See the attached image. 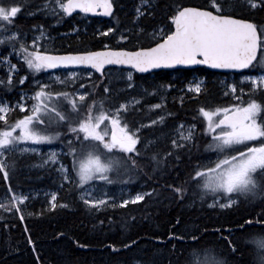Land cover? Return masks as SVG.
<instances>
[{
	"label": "snow or ice",
	"instance_id": "obj_1",
	"mask_svg": "<svg viewBox=\"0 0 264 264\" xmlns=\"http://www.w3.org/2000/svg\"><path fill=\"white\" fill-rule=\"evenodd\" d=\"M26 7L28 16H51L59 23L76 12L86 14L99 10L102 15L111 16L114 2L33 0L29 3V0H20L5 5L0 0V66L5 70V76L0 77V92H11L17 84L24 85L29 76L33 85L31 95L21 91L15 102L0 97V179L6 184L4 199L7 201L0 203V209L19 213V218L24 219L21 206L29 196L15 192L10 185V175L18 163L17 153L40 156L39 163L33 167L54 168L59 174L60 187L72 185L79 193L80 201L89 209L98 211L101 207L138 204L151 197L156 189L139 191L127 198H123L122 193L117 204L116 197L107 193L94 196V182L110 185L115 183L113 176H130L143 172L146 167L158 171L171 158L178 160L185 152L191 158L192 148L197 147L201 138L206 141L204 151L211 155L197 157L196 164L184 179L177 178V181L166 184L174 198L184 200L191 189L202 202H208L210 196V208L228 209L242 200L264 202V99L256 98L264 97V21L257 22L244 16L245 12L264 10V0H201L199 4L170 0L163 20L152 24L150 31L140 24V20H156L154 0H138L132 27H109L98 33L102 36L113 34L118 45L135 41L130 48L104 44L98 50L63 53L49 46L51 37L43 24H33L25 30L16 23ZM12 57L17 58V63L12 62ZM106 66H125L136 73L177 69L178 66H205L225 70L235 78L231 82H220V94L230 102L198 106L190 123L180 120L178 114L171 111L155 112L147 124L136 120L135 115L144 107L141 99L133 96L113 102L109 96L113 91L110 84L102 86L103 95L100 96L88 90L69 92L53 87L68 88L75 84L80 73L72 68H80L91 78L93 72L90 70L103 77ZM21 68H26V75H17ZM57 70L67 71L62 78L55 74ZM124 70L122 67L121 79ZM37 74H47V81L38 79ZM125 86L126 89L136 87L132 71L127 72ZM90 87L95 89L98 85L93 83ZM171 87V84L160 85L152 92L144 89V94L155 95L160 88L167 90ZM79 88L84 89L85 85L81 83ZM185 89L187 93L195 94L189 99H198L205 91L204 82L194 79L185 85ZM179 102L183 105V95ZM147 107L153 112L163 109L165 104L154 103ZM17 111L19 114L12 118V113ZM198 117L201 118L199 133L195 122ZM169 118L175 119L176 123L167 133L161 129L168 147L156 151L159 137H143L142 131L146 127L166 126ZM62 128L67 129L70 138H65L60 131ZM54 141L63 145L60 152L53 149L41 154L36 147L21 146L28 143L50 145ZM67 158H71L70 166L64 162ZM201 160L205 162L201 163ZM46 195L50 197L47 201L50 209L55 210L58 193L53 191ZM59 207L68 205L60 204ZM257 225L264 228V208L254 217L244 219L237 230L244 232ZM214 231L220 233L218 239L227 245L233 259L239 257L242 264H264V234L241 238L251 256L250 260H244L240 246L231 239L233 229L217 228ZM169 236L174 240L192 242L187 252H182L186 256L184 264H229L226 256H218L215 247L202 244V238L195 233L187 236L169 233ZM28 242L32 243L30 238ZM133 244L135 241H130L122 247L127 249ZM110 247L113 251L119 250L114 245ZM202 253L204 259L200 260Z\"/></svg>",
	"mask_w": 264,
	"mask_h": 264
},
{
	"label": "trees",
	"instance_id": "obj_2",
	"mask_svg": "<svg viewBox=\"0 0 264 264\" xmlns=\"http://www.w3.org/2000/svg\"><path fill=\"white\" fill-rule=\"evenodd\" d=\"M18 0H3L5 5ZM30 1L29 3H32ZM114 2L112 15L121 12L118 10L117 0ZM185 4H199L201 0H183ZM170 0H154L156 20L142 18L140 24L148 30L151 25L162 21L166 5ZM123 11H130V1L124 2ZM18 15L16 23L27 29L33 24H43L46 31L53 34L54 47L59 52L92 50L102 48L106 43H113V34L102 36L96 29L89 25L94 23L98 17H89L90 21L86 25L77 19L76 14L64 17L61 25L51 26L54 19L43 17L40 14L28 16L26 11ZM125 16V19L122 18ZM245 18L257 22L264 21V10L257 9L244 13ZM75 20V21H74ZM132 20V19H131ZM130 18L126 13L119 17V23H110L103 26L125 28L132 27ZM73 22L81 23L79 29L74 31ZM85 25V27H83ZM135 41L124 42L123 47H131ZM147 44V41H145ZM112 68V67H111ZM176 72L178 77L173 78L171 73ZM193 74H198L204 78V93L199 98L189 99L195 96L194 93H184V103L180 104L176 100L177 96L168 99L167 110L178 114L180 120L192 122V117L196 115L198 106L205 107L226 104L227 98L220 94L221 85L219 77L221 73L208 69L205 66H197L192 69L159 70L153 73H134L136 79L148 82V78L162 83H177L178 86L184 84ZM32 77L29 76L26 86ZM105 76L100 77L99 73H94V79L90 84H97L98 87L92 89L87 85L89 91L96 96L103 95L102 86ZM15 92V89L13 91ZM11 92H0V95L10 96ZM113 102H118L122 97H114L109 94ZM258 100L264 97L257 96ZM247 99V97H245ZM90 102V101H88ZM12 113V118L18 115ZM130 118H132L130 114ZM136 120H145L143 113L134 117ZM175 120V119H174ZM200 130L201 118L195 121ZM60 131L67 135V129ZM199 133V132H198ZM56 141L54 144H58ZM203 138L198 140L197 147H193L191 158L187 152L181 154L180 159L175 157L169 160L166 166H161V170L154 171L151 167H146L143 172L130 176H119L120 180L134 188L139 184L140 189H156L151 197H146L138 204L129 203L126 207H101L98 211L91 210L79 199V193L73 190L72 185L65 184L60 187L59 174L52 167H33L39 162L35 154H17L18 163L16 170L10 175V185L17 193L29 196V199L21 206L24 219L19 218L20 214L0 209V264H184L186 259L182 252L186 253L192 242L188 239L184 241L171 239L169 233L185 235L195 233L202 238V244L209 248L215 247L218 256L223 255L229 259V264H242L240 258H232L227 245L218 238L220 233L215 232L217 228L233 229L231 239L237 243L244 253V260H250V249L243 245L242 237H252L264 234V228L253 226L246 228L244 232L238 231V224L249 216H255L264 208V202L241 201L228 209L208 207V202H202L190 189L184 200L174 198L172 192L166 184L177 181V178L184 179L190 169L196 164L197 157H208L209 153L204 151L205 144ZM168 145L155 147L154 150L166 149ZM150 154V153H149ZM204 160H201L203 163ZM69 166L71 158L65 161ZM147 173V174H146ZM149 176L152 178L149 179ZM6 190L5 182L0 179V203H7L4 199ZM57 192L58 207L51 210L48 205L50 198L46 194ZM12 193H8L11 195ZM60 204H67L68 207H59ZM32 213V215H29ZM177 220L179 223L177 224ZM101 221L103 223H101ZM27 229V231H25ZM227 235V232L223 233ZM32 243L29 244L28 240ZM135 241L130 248H123V244ZM110 245H114L118 251H113ZM175 246V247H174ZM200 260L204 259V254H200Z\"/></svg>",
	"mask_w": 264,
	"mask_h": 264
},
{
	"label": "rangeland",
	"instance_id": "obj_3",
	"mask_svg": "<svg viewBox=\"0 0 264 264\" xmlns=\"http://www.w3.org/2000/svg\"><path fill=\"white\" fill-rule=\"evenodd\" d=\"M20 1V0H18ZM32 0H29V2ZM119 5H117L118 10L121 9V12L117 15H111V16H107L104 18H98L94 21V23H91L89 26L93 29H96L97 31H101L104 32L106 31L105 29H103V26L106 24H110V23H114L116 22V24H118L119 22V17H122L124 15V13H126V17L130 18V20L132 19V17L134 16V7L136 5V3L138 2V0H129L130 4V11L129 13H127V11H123V7H125L124 2H126L127 0H117ZM27 14V11L26 13ZM43 16V15H41ZM43 17H47V18H52L54 19V22L51 23V26H55V25H61L63 22L62 20H60L59 23H57L56 19L51 17V16H43ZM77 19L80 20V22H83V24H87L89 23L90 19L88 16L83 15V14H76ZM125 19V16L122 18ZM75 21V20H74ZM81 23H77V22H73V26L74 29L77 30L79 29V25ZM85 25H83V27H85ZM123 29V28H122ZM26 30V29H25ZM151 30V29H150ZM149 30V31H150ZM48 34H50L47 31ZM51 40H50V44L49 46L53 43V34H50ZM114 37V36H113ZM109 46H116L117 44V40L114 37V42L113 43H106ZM12 62L13 63H17V58L12 57ZM72 71H76L78 73H80V75H78L77 79H76V83L70 85L68 88H61L60 85H53L54 88H60L61 90H65V91H69L72 92L74 89L75 90H79V91H85L88 90L87 85H89L91 83V81L94 79V73L91 76V78H89L86 74H84L82 72V70L80 68L78 69H71ZM67 70H59L56 71L55 74L56 75H61V77L63 78V76L66 74ZM91 71V70H90ZM128 71H132L131 69H125L124 73H123V79H121V68L119 67H112V68H107L104 76L106 78L104 84H110L113 88V91L109 94H112L114 97H122L120 100L126 99V98H131L133 96L137 97L138 99H141V103L144 106L143 110L140 113H143V116L146 117L145 120H142L145 124L148 123V118L152 117L154 118V113L158 112L161 114H164L166 112H168L169 110H167V101L168 99H170L172 101V98H174V95L177 96L176 100L179 101V98L181 95L184 96L183 91H186L185 89V85L189 82L192 81L194 79H200L203 80L204 82V78L198 74H193L190 79L184 84V86H178L177 83L171 84L172 87L165 90L163 88H160L159 91L155 94V95H145L144 94V89H148L149 92H152V90L154 88H159L160 85H169L170 83H162L160 81L157 80H153L151 78H148V82H142L138 79L135 78L134 76V72L133 73V78H134V83L136 85V87L134 89H126L125 86V80H126V76H127V72ZM27 74L26 68H21V70L17 73L18 76H24ZM5 76V70L2 66H0V77H4ZM171 76L173 78L178 77V74L176 72L171 73ZM37 78L38 79H42L44 81H47L48 76L47 74H44L43 76L37 74ZM235 77L233 76L232 73H228V74H223L220 75L219 77V84L221 81L224 80H228L229 82H231ZM27 81V80H26ZM25 81V84H26ZM83 83L85 85L84 89H80L79 85ZM16 85L15 92H11L10 96H2L0 95V97H4L6 99H8L11 102H15L16 99H18V95L21 91H25L28 92L29 95H31L30 89L33 87L31 81L29 82V85ZM103 84V85H104ZM91 85V84H90ZM221 85V84H220ZM222 88V85H221ZM13 91V90H12ZM89 91V90H88ZM169 92H171V96L172 98H169ZM187 92V91H186ZM117 93H119V95H117ZM162 97L164 98L162 100ZM119 100V101H120ZM118 101V102H119ZM163 102L165 104V107L163 109H158V110H154L153 112H149L148 110V105L149 104H154V103H161ZM229 99L227 98L226 104L229 103ZM28 103L30 104L31 101H28ZM173 112V111H171ZM174 113V112H173ZM138 120V119H137ZM185 121V120H183ZM186 123H190L185 121ZM176 123V120L169 118L166 121V126H153V127H146L143 129L142 131V136L146 137V138H153V137H159V143L156 145V147H161V146H166L168 145V141L164 138V136L161 135V129L163 130V132L167 133L169 128ZM199 132V128L197 127V133ZM65 138H70V134L65 135ZM56 141H54L52 144H41V145H32L30 143L28 144H22L21 146H27V147H36L40 150V153H47L50 150H56L57 152H60L63 148V145L59 142L58 144H54ZM20 154V153H17ZM24 154H33V153H24ZM22 155V154H20ZM37 156V155H36ZM210 156V155H209ZM38 160L40 161V156H37ZM212 158L214 159L215 157L212 156ZM205 161H203L204 163ZM39 163V162H38ZM113 180L115 181V183L113 184H106L104 182H94V191H93V195L96 197H100L102 196L104 193H107L108 196H115L116 197V203L119 204L120 199L122 197V193L123 198H127L128 195H135L136 192L139 191H148V190H143L140 189V186L143 185V183L139 184V186L137 188L131 187L129 186L127 183L123 182L124 180H120L119 176H113L112 177ZM209 202H211V199L209 200ZM137 263V262H136ZM140 264V263H139Z\"/></svg>",
	"mask_w": 264,
	"mask_h": 264
},
{
	"label": "water",
	"instance_id": "obj_4",
	"mask_svg": "<svg viewBox=\"0 0 264 264\" xmlns=\"http://www.w3.org/2000/svg\"><path fill=\"white\" fill-rule=\"evenodd\" d=\"M113 11H114V8H113ZM76 13H79V12H76ZM73 14H75V13H73ZM80 14H84V15H87V16H100V17H105L104 15H102L99 12V10H98L97 13H86V14L85 13H80ZM99 49H102V48H99ZM92 50H98V49H92ZM61 53H63V52H61ZM108 67H119V68L124 67L125 69H127L125 66H106V68H108ZM195 67H197V66H192L191 68H184L183 66H178L177 69H192V68H195ZM72 69H78V68H72ZM159 70H162V69L153 70L152 72L159 71ZM165 70H174V69H165ZM57 71H59V70H57ZM91 71L95 72L94 70H91ZM132 71L134 73H136L134 70H132ZM214 71L221 72V73H225V70H214ZM228 73H230V72H228ZM138 74H146V73H138Z\"/></svg>",
	"mask_w": 264,
	"mask_h": 264
},
{
	"label": "bare ground",
	"instance_id": "obj_5",
	"mask_svg": "<svg viewBox=\"0 0 264 264\" xmlns=\"http://www.w3.org/2000/svg\"><path fill=\"white\" fill-rule=\"evenodd\" d=\"M149 191V190H148Z\"/></svg>",
	"mask_w": 264,
	"mask_h": 264
}]
</instances>
